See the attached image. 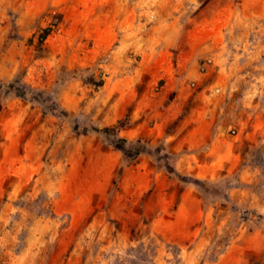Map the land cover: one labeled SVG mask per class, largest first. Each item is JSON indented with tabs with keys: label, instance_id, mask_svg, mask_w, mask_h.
<instances>
[{
	"label": "rangeland",
	"instance_id": "1",
	"mask_svg": "<svg viewBox=\"0 0 264 264\" xmlns=\"http://www.w3.org/2000/svg\"><path fill=\"white\" fill-rule=\"evenodd\" d=\"M258 39L264 0H0V264H264ZM220 127L244 159L205 176Z\"/></svg>",
	"mask_w": 264,
	"mask_h": 264
},
{
	"label": "crops",
	"instance_id": "2",
	"mask_svg": "<svg viewBox=\"0 0 264 264\" xmlns=\"http://www.w3.org/2000/svg\"><path fill=\"white\" fill-rule=\"evenodd\" d=\"M262 39L260 41L258 39L253 44H251V46H249L248 44V47L247 45L245 47V44L241 45L243 51L245 48H246L245 50L248 49L247 55L251 56L250 61H258L262 56L264 52V43H262ZM214 60H216V58H214ZM197 65L198 62H194L191 65V69H190L191 73L190 72L188 73L189 77L192 78L193 76L194 79L199 78V76L196 73ZM256 67L260 69V68H264V65H260V66L255 65L254 68ZM238 77L240 76L237 75L235 77V80L233 81L232 85L238 82L239 79ZM255 79L256 81H260L261 83L264 80V73H259ZM256 81L251 83L255 84L257 83ZM251 94L252 93L250 92L244 93L245 96ZM247 101H248L247 105H249L251 101L250 100ZM252 105H256V101H254ZM255 114L258 116V118L255 119L253 124H251V130H257L258 128H261L264 124V122L261 121L262 120L261 116L264 114V108L260 109ZM208 130L209 128L205 130L204 127L201 128V126L195 125L192 128H189V130L187 131L181 142L185 143L188 147H194L202 141V138L206 135L205 133L206 131L208 132ZM224 132H225V128L220 127L218 129L215 139L210 144L206 152L207 155L209 156L208 162L206 164L200 165L199 172L202 170V173L205 176H209V175L212 176L220 168L227 167L228 170L234 168L244 159L243 155L241 154V151L236 148L238 145L244 143L245 141L244 138H239V135H230L229 133H224ZM178 133H180V131H177V135ZM195 159H196L195 156H191V157L185 156L181 160L183 161L188 160L190 162ZM257 173H259V169L257 167L253 165H245L244 167H242L240 171V177L242 179L252 180L257 175Z\"/></svg>",
	"mask_w": 264,
	"mask_h": 264
},
{
	"label": "trees",
	"instance_id": "3",
	"mask_svg": "<svg viewBox=\"0 0 264 264\" xmlns=\"http://www.w3.org/2000/svg\"><path fill=\"white\" fill-rule=\"evenodd\" d=\"M50 32H51V28L50 27L44 28L38 35V41L42 42L45 39V37L50 34ZM100 84H102V81L99 82V85ZM13 87H14V83L8 84V85L0 84V89H2V88L13 89ZM21 95H23V94H21ZM92 130L95 131V132H98V133H100L102 135H105V136L109 135L111 133L110 132L111 129L109 127L98 128L96 126H93ZM119 139L122 140L125 143V145H126V142H127L126 139H123V138H119ZM113 142H114V140H113ZM133 145H134V149H135V153L136 154L137 153L139 154V153L144 151V149H142L143 148V144L141 143L140 140L135 141L133 143ZM124 147H126V146H124ZM166 163H167V169L169 170V172H175V170L172 168V166L169 164V162H166Z\"/></svg>",
	"mask_w": 264,
	"mask_h": 264
}]
</instances>
